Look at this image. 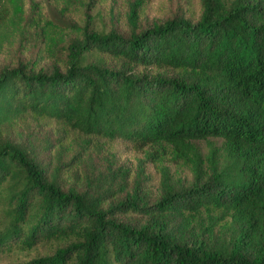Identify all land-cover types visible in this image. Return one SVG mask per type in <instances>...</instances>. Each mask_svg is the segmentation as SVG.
Here are the masks:
<instances>
[{
  "label": "trees",
  "instance_id": "1",
  "mask_svg": "<svg viewBox=\"0 0 264 264\" xmlns=\"http://www.w3.org/2000/svg\"><path fill=\"white\" fill-rule=\"evenodd\" d=\"M181 3L146 26L137 0L119 31L88 19L64 47L39 1L0 0V51L37 31L46 50L0 67V255L56 242L31 264H264V0ZM54 49L65 62L45 71ZM96 156L133 159L120 190L71 185Z\"/></svg>",
  "mask_w": 264,
  "mask_h": 264
},
{
  "label": "rangeland",
  "instance_id": "2",
  "mask_svg": "<svg viewBox=\"0 0 264 264\" xmlns=\"http://www.w3.org/2000/svg\"><path fill=\"white\" fill-rule=\"evenodd\" d=\"M41 3L44 9V16L49 21V30L52 34L51 39L60 46H66L69 39L76 37L78 28L86 25L89 19V26L96 32L107 33L112 29H117L122 16L127 14L130 5L137 0H72L64 5L58 0H36ZM181 0H142L140 20L143 25L151 26L154 23L161 22L166 18L168 12H175ZM59 46V47H60ZM44 40L41 32L32 35L29 41L24 45H13L4 47L0 51V67L17 64L19 62L36 61L44 50ZM52 57L41 59V66L45 71H50L52 66L62 65L65 62V50L54 49ZM99 54L92 52L86 56V62L99 60ZM40 60V59H39ZM120 64H116V67ZM150 76V75H149ZM35 139V150L40 160L45 163L48 159L52 162L49 164L48 172L53 171V162L55 157L45 154V146L52 138L46 132H34L32 135ZM200 147L205 151L204 144ZM59 152V151H58ZM58 156H66L67 153L59 152ZM135 162L132 158L119 159L112 162H105L102 157H94L92 161L86 162L81 167V183L73 180L72 186L80 190H93L101 184L102 187L111 186L112 190H120L123 185L121 172L126 169L133 171ZM120 169V170H119ZM114 180V181H112ZM131 182L127 181V189H130ZM120 188V189H119ZM153 194L157 196V187L152 189ZM5 223L3 214L0 212V226ZM58 246V243L39 244L31 250H15L8 255H0V264H31V261L50 255Z\"/></svg>",
  "mask_w": 264,
  "mask_h": 264
}]
</instances>
